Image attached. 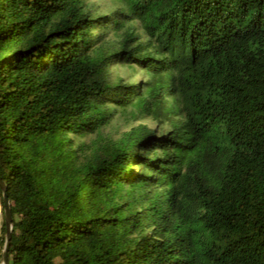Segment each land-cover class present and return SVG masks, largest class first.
Here are the masks:
<instances>
[{
    "label": "trees",
    "instance_id": "trees-1",
    "mask_svg": "<svg viewBox=\"0 0 264 264\" xmlns=\"http://www.w3.org/2000/svg\"><path fill=\"white\" fill-rule=\"evenodd\" d=\"M96 1L0 0L9 264H264V0Z\"/></svg>",
    "mask_w": 264,
    "mask_h": 264
},
{
    "label": "rangeland",
    "instance_id": "rangeland-1",
    "mask_svg": "<svg viewBox=\"0 0 264 264\" xmlns=\"http://www.w3.org/2000/svg\"><path fill=\"white\" fill-rule=\"evenodd\" d=\"M97 4H100L103 8L111 6L110 1L108 0H99L96 1ZM115 74H120L123 77H128L132 74V72L127 67H121L117 70H115ZM134 79L140 78L143 73L141 71H137ZM148 126L153 127L154 123L152 121L146 122ZM130 128V124L126 122V120L123 117H119L117 120H115L110 126H108L105 129V133L109 136H112L114 138H118L121 136L123 132L128 130ZM4 222V212L3 207L1 203V196H0V237L2 236V226ZM4 250V248H3Z\"/></svg>",
    "mask_w": 264,
    "mask_h": 264
},
{
    "label": "water",
    "instance_id": "water-1",
    "mask_svg": "<svg viewBox=\"0 0 264 264\" xmlns=\"http://www.w3.org/2000/svg\"><path fill=\"white\" fill-rule=\"evenodd\" d=\"M0 188L2 190V200L4 206L3 212H4L6 229H7L6 237H5V246L1 258V264H9V251L11 247L12 231H13V213H12V204L7 194L6 186L1 178H0Z\"/></svg>",
    "mask_w": 264,
    "mask_h": 264
}]
</instances>
